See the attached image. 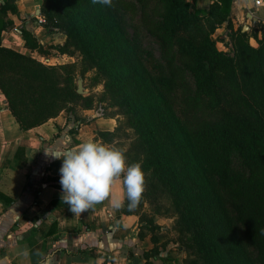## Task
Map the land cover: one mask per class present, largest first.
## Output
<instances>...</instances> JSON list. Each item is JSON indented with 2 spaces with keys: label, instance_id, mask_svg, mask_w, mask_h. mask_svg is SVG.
<instances>
[{
  "label": "trees",
  "instance_id": "16d2710c",
  "mask_svg": "<svg viewBox=\"0 0 264 264\" xmlns=\"http://www.w3.org/2000/svg\"><path fill=\"white\" fill-rule=\"evenodd\" d=\"M112 5L43 0L41 12L67 36L61 52L77 44L125 107L187 231L194 232L201 264H264V21L250 31L236 29L232 0H212L206 9L188 0ZM15 13L17 0H2L0 89L28 130L72 111L83 95L72 85L73 64L47 65L3 43ZM221 27L234 43L231 54L212 39ZM147 35L159 41L160 55L146 44ZM21 37L28 49L46 53L29 28Z\"/></svg>",
  "mask_w": 264,
  "mask_h": 264
},
{
  "label": "crops",
  "instance_id": "0c3cea01",
  "mask_svg": "<svg viewBox=\"0 0 264 264\" xmlns=\"http://www.w3.org/2000/svg\"><path fill=\"white\" fill-rule=\"evenodd\" d=\"M188 1L200 9L212 2ZM231 17L235 28L250 31L264 21V0H232ZM15 28L3 32V43L19 51L14 44L24 41ZM94 136L88 125L73 128L65 113L22 129L0 89V264H187L167 226L155 219L152 230L113 206L112 197L124 198L120 180L109 199L81 215L61 200L58 154Z\"/></svg>",
  "mask_w": 264,
  "mask_h": 264
},
{
  "label": "rangeland",
  "instance_id": "374dc122",
  "mask_svg": "<svg viewBox=\"0 0 264 264\" xmlns=\"http://www.w3.org/2000/svg\"><path fill=\"white\" fill-rule=\"evenodd\" d=\"M36 4L38 5L37 10L35 8ZM17 5L19 13L10 14V17L14 20L12 28L23 29L27 27L32 30L42 42L46 53L27 49L22 43L14 44V47L19 52L30 55L47 65H74L72 85L77 92L80 86L82 87L83 92L78 93L82 94L83 97L77 98L71 103L72 111L63 110L59 114L65 113L67 121L71 122L73 128L88 125L95 132V142L115 145L125 149L127 164L142 163V170L145 173V192L139 206L129 210L124 188V209L128 210L129 214L139 215L141 221H145L148 228L152 230L159 226L155 223V219L159 220L164 226L168 227L170 239L184 248L186 253L184 261L187 264H193L195 261L201 264L200 258L195 253L194 232L187 231L183 217L175 207L169 186L162 181L159 173L157 174L153 158L145 145L141 143L137 129L130 123L125 107L111 93L107 92L105 78L99 73L97 66L87 59V55L79 49L80 47L77 44H71L68 47L72 54L61 52L60 46H63L68 38L59 28L50 26L47 18L42 14L43 0H17ZM27 6L31 7L25 9L24 7ZM37 15H41L45 19V26L38 24ZM221 28L223 30L218 31L217 29L212 35V39L216 41L219 49L231 54L233 53L232 44L234 45V43L229 37L228 30L225 27ZM13 35L19 34L14 33ZM190 36L196 37L199 41L198 33L195 31H190ZM249 41L254 46L258 45L253 37H249ZM146 44L156 54H161L160 43L154 36L147 35ZM227 100H229V97L225 88L222 87L221 102L225 107H228ZM233 160L235 165H239L240 156L237 152ZM248 249L251 253L254 252L253 247Z\"/></svg>",
  "mask_w": 264,
  "mask_h": 264
},
{
  "label": "clouds",
  "instance_id": "9594fccd",
  "mask_svg": "<svg viewBox=\"0 0 264 264\" xmlns=\"http://www.w3.org/2000/svg\"><path fill=\"white\" fill-rule=\"evenodd\" d=\"M92 3L113 6L112 0H92ZM125 151L88 139L58 154L62 159L61 200L73 214L81 215L109 199L118 180L125 188L129 210L139 206L145 192V173L141 162L126 163ZM111 203L116 208L123 206L119 197H112Z\"/></svg>",
  "mask_w": 264,
  "mask_h": 264
},
{
  "label": "built area",
  "instance_id": "2783aa9c",
  "mask_svg": "<svg viewBox=\"0 0 264 264\" xmlns=\"http://www.w3.org/2000/svg\"><path fill=\"white\" fill-rule=\"evenodd\" d=\"M256 3L257 4H261V0H256ZM38 17H37V22H38V24H40V25H45V19L41 16V15H37ZM15 33H17V34H20L21 35V33H22V28H15ZM25 46V45H24ZM27 48V47H26ZM28 49V48H27Z\"/></svg>",
  "mask_w": 264,
  "mask_h": 264
},
{
  "label": "water",
  "instance_id": "95a60500",
  "mask_svg": "<svg viewBox=\"0 0 264 264\" xmlns=\"http://www.w3.org/2000/svg\"><path fill=\"white\" fill-rule=\"evenodd\" d=\"M39 13H40V10H39ZM256 20V19H255ZM248 29V26L244 27L243 31H246ZM79 93H82L83 90H82V87L80 86L79 90H78Z\"/></svg>",
  "mask_w": 264,
  "mask_h": 264
}]
</instances>
